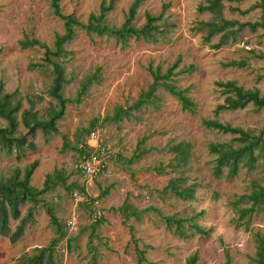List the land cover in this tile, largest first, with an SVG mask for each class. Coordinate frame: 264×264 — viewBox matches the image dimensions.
<instances>
[{"label": "rangeland", "instance_id": "obj_1", "mask_svg": "<svg viewBox=\"0 0 264 264\" xmlns=\"http://www.w3.org/2000/svg\"><path fill=\"white\" fill-rule=\"evenodd\" d=\"M130 2L113 0L105 22L120 25ZM99 3L100 0L58 1L62 13H71L81 22L90 12L97 13ZM205 4L207 0H142L132 20L134 26L144 22L145 12L157 14L165 6L159 21L169 26L154 41L130 36L119 42L75 27L57 59L68 80L61 93L69 99L56 120L57 132L44 137L36 129L27 137L23 150L0 152V180L15 169L21 176L33 160L37 165L29 176L32 187L40 188L46 174L54 170L61 176L39 195L36 206L26 201L18 206L19 216L8 219L11 231L21 218L23 228L14 242L0 235V264H20L21 255L46 246L51 239H56L53 256L59 264H136L130 234L137 247L144 250L142 264H185L189 254H195L194 264H220L224 249L230 256L229 264H256L252 260L254 233L264 238V197L253 204L248 216L237 220L238 224L235 220L238 208L251 203L238 196L249 193L252 183L264 188V152L254 148L251 167L240 162L236 173L228 176L227 167L222 166L215 176L216 154L209 151L208 145L235 147L238 142L233 134L205 127L201 120L216 119L252 134L264 126V107L254 110L248 104L242 109L213 113L224 96L216 81L233 80L244 89L256 88L264 94V29L249 30L247 25H240L259 20L255 0H220L217 13L200 11L199 6ZM219 18L237 23L205 40L206 22ZM228 30L231 32L225 42L213 48L211 45ZM62 31L61 20L51 13L48 0H0L2 91L15 90L20 108H28L30 100L31 109L39 116L55 105V99L46 92L51 71L42 61V48H22L18 41L35 38L50 47L54 35ZM229 60H243L245 64L224 66ZM173 62L175 73L169 80L178 88L187 87L185 94L194 105L191 111L182 109L174 96L157 86L155 106L144 103L130 110L127 117L111 119L115 106L130 105L138 92L146 89L151 82L149 67L163 72ZM188 66H192L190 71H182ZM87 77L90 80L80 93V85ZM17 119V131L22 133L18 114ZM91 122L101 128L106 170L85 190L76 164L78 149L86 141L85 130ZM0 124H4L2 119ZM261 137L264 140V134ZM183 142L187 147L181 162L169 148ZM156 167L162 171L156 172ZM170 178H175L179 187H191L192 198H179L169 189L163 190ZM80 187L87 202L73 197V191ZM123 202L140 210L136 219L128 216L122 221L112 210ZM48 209L57 226L51 223ZM94 210L100 215L93 216ZM161 215L191 216L192 222L211 229L201 235L188 228L190 221H185L186 237H178L165 228ZM246 219L247 225L242 223Z\"/></svg>", "mask_w": 264, "mask_h": 264}, {"label": "trees", "instance_id": "obj_2", "mask_svg": "<svg viewBox=\"0 0 264 264\" xmlns=\"http://www.w3.org/2000/svg\"><path fill=\"white\" fill-rule=\"evenodd\" d=\"M58 1L59 0H48L51 13L61 20L63 28L61 34L54 35L51 46L49 47L35 38H23L18 41L19 46L22 48L31 46L42 48V61L49 66L51 71V81L46 92L49 96L55 99V105L48 107L45 110L44 115L39 116L36 110L31 109L32 103L30 100H27L29 104L28 108H20V100L16 96V91L13 90L9 93H5L2 91V84L0 83V119L4 122L3 125L0 124V152L9 154L13 150H23L26 147L25 143L27 137L32 136L36 129H39L44 137L57 132L56 120L62 116L64 104L69 101V99L64 98L61 93L63 85L66 84L68 80L64 76L62 64L57 59L59 54L64 50L63 44L71 40L75 27L82 29L85 33H94L98 36H110L119 42H124L125 39L130 36L142 38L146 41H154L155 36L167 31L166 27L169 26L166 21H159L165 6H163L157 14L145 12L144 22L140 26H134L132 20L136 8L142 0H131L123 16V21L118 26L108 25L104 20L105 13L112 8L113 0H100L97 13L90 12L87 15L85 22L77 20L71 13H62ZM255 3L260 12L259 20L240 24L247 25L249 30H254L255 27L264 29V0H255ZM219 6L220 0H207V4L200 5L199 10H207L217 13ZM234 23L237 22L222 18H219L218 21H208L206 22V34L203 38L207 40L214 32L224 30L227 26H231ZM228 32H231V30L224 31L219 36L218 41L211 46L213 48H218L225 42ZM244 64L245 62L243 60H229L223 65L242 67ZM32 65L34 66L36 64ZM175 66L176 63L173 62L163 72H160L158 68L152 69L149 67L148 70L151 76V82L147 85L146 89L139 91L136 99L130 105L115 106L112 111L111 119L117 121L121 117H127L131 115L130 110L136 109L144 103L155 106L154 90L157 86L162 87L170 95L174 96L182 109L191 111L194 105L185 94L187 87L178 88L169 80L171 75L175 73L173 70ZM191 69L192 66H188L187 68L182 69V71H190ZM89 80L90 77H87L82 82L79 90L80 93L84 91ZM215 85L219 87L220 93L224 96L222 102L215 105L213 113H217L220 110L242 109L248 104H250L254 110L264 107V94H259L256 88L244 89L241 86L236 85L233 80L216 81ZM75 100L78 99L76 98ZM17 114L22 127L24 128L22 133L17 131ZM201 123L205 127L216 129L222 133L233 134V139L238 142L235 147L222 143H210L208 145L209 151L216 154L215 165L213 168V174L215 176L219 174L222 166L227 167L228 176H233L236 173L237 165L240 162L251 167V163L255 158L252 154L254 148H258L260 151L264 152V140L261 137V135L264 134V126L257 134H252L239 127L231 126L228 123H222L216 119H202ZM93 125V122L89 124V127L85 130L86 135L95 127ZM186 147V142H183L173 145L169 149L175 153L174 156L177 159L183 162ZM78 152L79 160L86 158L87 152L85 142L82 147L78 149ZM36 165L37 161L33 160L24 168L21 176H18L19 172L15 169L7 178L0 180V235L7 237L10 242L16 241L22 233L23 218H21L19 224L15 226L13 231L8 227V219H16L19 216L18 206L26 201H30L32 206H36L39 201V195L43 191L49 189L56 180L61 179L60 173L57 170H54L52 174H46L40 188L32 187L29 184V176ZM154 169L158 173L162 171V168L160 167ZM251 186L252 189L249 193L238 196L239 200L249 201L251 203L248 207L238 208V214L235 220L237 224V220H241L244 216H248L253 211V204L259 202L264 197V188L262 186L257 183H252ZM81 187L78 188L80 189L79 191H83V188ZM165 189H169L176 197L192 198V188L189 186L179 187L176 184L175 178H170L168 180L167 185L163 190ZM104 192L105 191L101 192V194ZM87 200L88 198L85 197V199L81 201L87 202ZM112 210L120 215L122 221L126 220L128 216H132L136 219L140 213V210L125 202L117 207H113ZM47 213L50 216L51 223L57 226L58 222L49 209L47 210ZM200 213L201 211L194 215H199ZM92 214L93 216L95 215L94 211H92ZM28 216H30V212L28 213ZM161 219L167 230H171L175 235L182 238L186 237V231L183 224L185 221H190L187 224V227L192 228L194 232L201 235H207L211 229L210 227L203 228L192 222L191 216L176 217L174 215H161ZM95 221L96 223L98 222V220ZM242 223L247 225V219ZM56 230L60 234L63 233L59 228ZM254 237L255 251L252 260L256 264H264V238L258 233H254ZM130 239L134 245L133 248L136 255V264H142V261L144 260V250L137 247L136 241L131 234ZM55 244L56 239H51L46 246L34 247L31 254L21 255L18 260L20 264H59L53 256ZM222 253L223 260L220 264H229L230 256L227 249H224ZM195 260V254H189L186 258L185 264H194Z\"/></svg>", "mask_w": 264, "mask_h": 264}, {"label": "built area", "instance_id": "obj_3", "mask_svg": "<svg viewBox=\"0 0 264 264\" xmlns=\"http://www.w3.org/2000/svg\"><path fill=\"white\" fill-rule=\"evenodd\" d=\"M101 128L94 127L86 135V152L87 156L83 160H79L76 164V168L83 178V188L90 184L91 180L96 176L102 174L106 170L105 151L106 147L101 138ZM91 141V143L89 142ZM84 190L83 191H73V197L75 200H84ZM94 216L100 215L98 211L94 210Z\"/></svg>", "mask_w": 264, "mask_h": 264}]
</instances>
